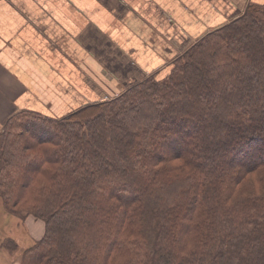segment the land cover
Instances as JSON below:
<instances>
[{
	"label": "trees",
	"instance_id": "trees-1",
	"mask_svg": "<svg viewBox=\"0 0 264 264\" xmlns=\"http://www.w3.org/2000/svg\"><path fill=\"white\" fill-rule=\"evenodd\" d=\"M0 199L44 222L20 264H264V5L163 75L0 133Z\"/></svg>",
	"mask_w": 264,
	"mask_h": 264
},
{
	"label": "crops",
	"instance_id": "crops-1",
	"mask_svg": "<svg viewBox=\"0 0 264 264\" xmlns=\"http://www.w3.org/2000/svg\"><path fill=\"white\" fill-rule=\"evenodd\" d=\"M250 4L264 0H0V133L22 110L61 118L165 74Z\"/></svg>",
	"mask_w": 264,
	"mask_h": 264
},
{
	"label": "rangeland",
	"instance_id": "rangeland-1",
	"mask_svg": "<svg viewBox=\"0 0 264 264\" xmlns=\"http://www.w3.org/2000/svg\"><path fill=\"white\" fill-rule=\"evenodd\" d=\"M44 235V222L28 216L25 220L8 214L2 206L0 199V240L5 238L17 239L22 246V250L30 247L35 241ZM22 253V252H21ZM21 253L9 256L0 249V264H20Z\"/></svg>",
	"mask_w": 264,
	"mask_h": 264
}]
</instances>
